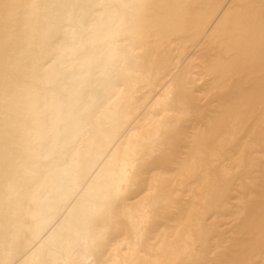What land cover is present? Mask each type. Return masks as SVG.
Segmentation results:
<instances>
[{
  "label": "bare ground",
  "instance_id": "6f19581e",
  "mask_svg": "<svg viewBox=\"0 0 264 264\" xmlns=\"http://www.w3.org/2000/svg\"><path fill=\"white\" fill-rule=\"evenodd\" d=\"M0 264H264V0H0Z\"/></svg>",
  "mask_w": 264,
  "mask_h": 264
}]
</instances>
